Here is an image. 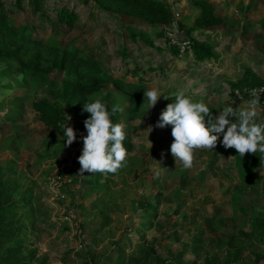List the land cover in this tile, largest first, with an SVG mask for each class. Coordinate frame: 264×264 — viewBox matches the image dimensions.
<instances>
[{
  "label": "rangeland",
  "instance_id": "1",
  "mask_svg": "<svg viewBox=\"0 0 264 264\" xmlns=\"http://www.w3.org/2000/svg\"><path fill=\"white\" fill-rule=\"evenodd\" d=\"M2 1L12 25L27 27L41 43L52 42L62 49H78L85 57L101 62L104 72L127 82H137L133 75L137 68L136 76L144 80L147 90L156 88L167 98L183 93L193 102L202 101L209 108H217L214 116L227 105L248 106L245 93L249 89H244L242 94L237 90L231 92V86L241 78L244 68H250L264 81V28L260 26L264 20V0H210L214 2L216 15L225 23L203 31L194 29L197 31L194 36L192 34L193 38L209 43L216 55L215 60L204 62L195 61L190 51L178 47L180 40H190L186 29L194 27L193 20L199 8L193 2L198 0H178L180 3L169 10L173 20L167 27H152L126 16H112L86 1L76 6L78 18L70 28L57 24L56 20V8L66 6L67 0H39L41 11L38 13L33 11L31 1H22L21 13H17L12 5L15 0ZM162 1L169 6L176 2ZM247 7L250 10L245 11ZM129 33L138 36L135 41L130 39ZM156 34H162L163 38L160 40ZM164 38L168 39V45L164 44ZM144 40L149 41L151 47ZM172 45L180 50L178 59L168 54V46ZM156 48L164 54L156 52ZM105 93L110 94L119 114L127 117L130 103L112 89L104 91L103 95ZM42 98H46L42 87H25L20 74L4 76L0 73V173L2 179L10 178L20 186L13 200H19L24 191L29 194L26 202L18 204L17 210L25 227L24 244L36 250L34 259L28 264H38L37 260H43L44 264H88L85 260L92 257L95 259L91 264H99L101 257L105 263L109 256L113 260L116 258L118 248L126 256L141 242L149 246L152 257L159 255L165 260L172 259L175 251L182 248L173 244L180 236V233H174L183 232V226H176L183 216L173 213L175 204H170V200L164 204V196L174 191L183 171L188 172L189 179L202 169L207 171L205 161L209 156L197 158L191 169L176 164L173 156L162 161L174 140L171 125L155 127L158 112L166 99L161 96L146 114L126 119L132 125L128 133L134 143V152L127 157L124 170L108 175L85 172L80 176L77 152L82 151L84 145L73 149L50 134L31 106ZM144 99L147 106V99ZM258 112L262 120L264 104L260 103ZM149 127L153 129L151 132ZM208 152L217 154L215 148ZM231 159L219 155L216 167L206 174L200 190L211 192L208 199L201 192L196 193L194 200L188 198L189 206L197 201L196 206L208 212L210 219L223 218L219 219L222 224L229 223L232 213L227 190H236L238 186L234 168H229L233 165ZM155 160L165 169L158 178L151 170ZM194 182L196 180L188 188ZM202 198L206 199L201 201ZM147 201L151 204L160 202L161 209L156 217L157 224L145 232L138 229L142 222L138 203ZM259 201L256 205L263 203L262 199ZM105 219L108 221L103 225ZM138 235L143 236L142 241L138 240ZM185 240L181 237L179 242L182 246L187 244L188 259L204 264V258L208 256L202 253L194 260L190 247L196 245ZM204 242L209 244L207 240ZM241 256L245 258L243 254ZM241 259L237 264H250ZM257 264H264V255Z\"/></svg>",
  "mask_w": 264,
  "mask_h": 264
},
{
  "label": "trees",
  "instance_id": "2",
  "mask_svg": "<svg viewBox=\"0 0 264 264\" xmlns=\"http://www.w3.org/2000/svg\"><path fill=\"white\" fill-rule=\"evenodd\" d=\"M6 1L11 2L12 0ZM22 1L15 0L14 3L12 2L17 13L23 11ZM28 1H31L35 13L41 11L39 0ZM86 1H91L97 9L112 16H126L133 20L145 22L152 27H167L173 20L169 12L171 5L169 6L162 0H67L66 6L56 8L57 24L67 28L72 27L78 18L75 13L76 6L78 4L79 6L83 5ZM3 3L0 0V66L2 67L0 73L4 76L20 74L22 84L25 87L37 85L43 88L46 98L33 102L31 106L39 114L43 125L50 134L66 142L61 128V125L66 123L67 126L73 127L77 137L70 147L75 149L82 145L83 137L87 135L84 120L90 115L83 111L84 103L99 99L108 106L111 113L112 108L116 107L114 106L115 103L109 93L103 94L104 91L112 89L130 103V111L127 117H122L117 111L111 116V119L113 123L125 125L126 139L123 144L128 151V156H131L134 152V143L128 129H131L132 125L127 120L129 116L141 117L148 112H146L147 106L143 98L147 86L142 78L136 76L139 69L136 68L133 74L137 77V82H127L123 78H115L104 72L101 68V62L90 56L85 57L84 53L78 49H62L52 42L43 44L32 36L27 27L15 28L12 25L4 10ZM193 4L199 8L193 20V26L196 28L186 29V34L189 37L187 39L191 41L179 39V43L186 42L188 44L185 52L190 51L197 62L215 60L216 55L210 44L206 41L197 40L193 36L197 30L203 31L206 28L220 26L225 21L216 15L215 6L211 2L198 0ZM249 7L245 11L250 10ZM244 26H248V24H244ZM260 26L264 28V20L260 22ZM135 35L129 33L130 39L135 41L138 37ZM156 36L160 40L163 38L162 34H156ZM144 42L151 47L152 44L149 41L144 40ZM163 42L167 44L169 41L164 38ZM168 47L169 56L178 59L179 48L173 45ZM155 51L164 54V51L159 48H156ZM122 54L124 55V52ZM260 86H264V81L250 68H244L241 78L231 86V92L237 90L242 94L244 89ZM262 101L264 100L262 99ZM174 102V97L164 101L163 108L157 115L158 120L162 111L166 110L167 105ZM210 111L215 114L217 108H210ZM67 117H71V119L67 120ZM6 119L11 120L8 116ZM205 122L207 126V118H205ZM222 139L223 136L221 135L215 147L217 154H211L206 150H199L194 153L197 156L194 165L197 158L203 157L202 155L209 156L205 161L208 166L207 171L202 169L191 179L188 178V172L183 171L180 183L174 191L169 196H164V204L170 200V204H175L173 213L183 216L182 222H176V226H183V232L176 231L174 233L175 235L180 233V236L179 240L173 244L179 249L182 247L181 250H176L172 259L165 260L159 255L152 257L149 246L141 242L136 250L130 254L125 256L124 251L118 248L114 260L109 256L105 258L106 262L102 263L104 257H101L102 261H99V264H196L197 261L191 262L188 259V247H186L187 244H185L186 246L181 245L179 242L181 237L196 245L194 248L190 247L194 260L196 257H200L202 253L208 256L204 258V264H237L240 258H242L240 261L250 264H257L260 261L264 255V154H245L244 157H241L234 148L225 149L221 143ZM81 154L82 151L77 152L78 156ZM219 155L232 157L233 165L229 168H234L238 178L236 190L232 188L227 190L229 193L228 203L231 206L230 210H232L228 224H222L219 219L223 218L219 216L210 219L207 216L208 212L202 211L196 206L197 201L192 202L190 206L188 205V198L191 197L190 199L194 200L196 193L201 192V184L204 180L206 181V174L216 167L215 163ZM171 156L170 151L162 161ZM124 168L121 169L124 170ZM2 178L3 174L0 173V264H28L34 259L36 250L30 249L24 244L26 241L25 227L21 224V217L18 216L17 210L18 204L26 202L29 194L27 195L28 191H24L19 200H13V196L20 186L15 180ZM193 180L196 182L188 188ZM186 188H188L187 191H185ZM201 193L208 199L211 192ZM205 199L202 198L201 201ZM261 199L263 203L256 205ZM160 205V202L158 204L156 202L151 204L148 201L138 203L139 210L142 212L139 216L142 219L138 226L139 230L146 232L157 224L158 219L156 217L159 214V209H161ZM107 221L105 219L103 225H106ZM142 239L143 236L138 235V240L142 241ZM206 240L208 245L204 242ZM121 242L122 240L118 243ZM246 253L248 254L245 255ZM242 254L245 255V258L241 256ZM94 259V257L88 258L85 262L91 264ZM37 263L44 264V261L37 260Z\"/></svg>",
  "mask_w": 264,
  "mask_h": 264
},
{
  "label": "clouds",
  "instance_id": "3",
  "mask_svg": "<svg viewBox=\"0 0 264 264\" xmlns=\"http://www.w3.org/2000/svg\"><path fill=\"white\" fill-rule=\"evenodd\" d=\"M261 92L264 89L250 90L246 108L227 105L217 116L211 113L204 102H193L183 93H177L175 102L168 104L166 110L162 111L155 127L172 126L174 140L170 151L176 164L182 165L184 169L193 168L196 151L214 149L221 135L223 147L234 148L241 157L245 154H264V120L260 119L258 112ZM161 96L168 99L156 88L144 91V98L147 99L146 112L156 106ZM83 111L90 115L84 120L87 135L83 137L84 146L78 157L81 165L79 175L83 176L85 172L118 174L126 166L129 155L123 144L126 139L125 125L113 123L111 119L119 109L113 107L110 113L108 106L96 99L94 102L84 103ZM70 119L71 117H67V120ZM142 123L143 119L140 121ZM61 128L66 145L71 146L77 138L73 127L64 123ZM148 129L150 132L153 130L152 127ZM151 147L150 141V149ZM151 170L158 178L165 169L156 161Z\"/></svg>",
  "mask_w": 264,
  "mask_h": 264
},
{
  "label": "built area",
  "instance_id": "4",
  "mask_svg": "<svg viewBox=\"0 0 264 264\" xmlns=\"http://www.w3.org/2000/svg\"><path fill=\"white\" fill-rule=\"evenodd\" d=\"M177 18H179V14H176L175 15ZM181 44V45H180ZM187 43L186 42H183V43H178V47L180 48L181 47V50H184L185 51V49L187 48ZM183 51V52H184ZM252 89H256L257 91H260L261 89H264V86H260V87H255V88H252ZM252 89H249L246 93H245V96H246V98H248V99H250V95H249V93H250V90H252ZM262 99L264 100V92H261L260 93V103L261 104H264V101H262ZM66 166H61V168L62 169H66L65 168Z\"/></svg>",
  "mask_w": 264,
  "mask_h": 264
},
{
  "label": "crops",
  "instance_id": "5",
  "mask_svg": "<svg viewBox=\"0 0 264 264\" xmlns=\"http://www.w3.org/2000/svg\"><path fill=\"white\" fill-rule=\"evenodd\" d=\"M173 1H176V2L172 3L173 5L171 6V8L177 6L178 3H180V1H178V0H173ZM229 1H231V0H229ZM209 2H211V3L214 5V2H212V1H210V0H209ZM227 2H228V1H227Z\"/></svg>",
  "mask_w": 264,
  "mask_h": 264
}]
</instances>
